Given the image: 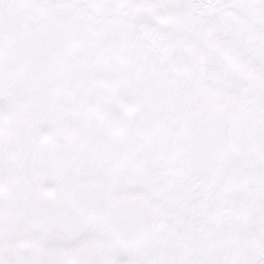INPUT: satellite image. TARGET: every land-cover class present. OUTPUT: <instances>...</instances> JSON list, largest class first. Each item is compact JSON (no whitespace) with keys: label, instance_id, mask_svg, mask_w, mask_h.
<instances>
[{"label":"snow or ice","instance_id":"obj_1","mask_svg":"<svg viewBox=\"0 0 264 264\" xmlns=\"http://www.w3.org/2000/svg\"><path fill=\"white\" fill-rule=\"evenodd\" d=\"M0 264H264V0H0Z\"/></svg>","mask_w":264,"mask_h":264}]
</instances>
